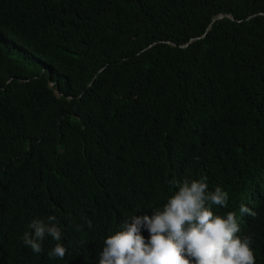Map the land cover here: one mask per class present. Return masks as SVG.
Masks as SVG:
<instances>
[{
  "label": "trees",
  "instance_id": "trees-1",
  "mask_svg": "<svg viewBox=\"0 0 264 264\" xmlns=\"http://www.w3.org/2000/svg\"><path fill=\"white\" fill-rule=\"evenodd\" d=\"M201 178L264 264V0H0V264H99ZM51 215L63 259L23 243Z\"/></svg>",
  "mask_w": 264,
  "mask_h": 264
},
{
  "label": "clouds",
  "instance_id": "clouds-1",
  "mask_svg": "<svg viewBox=\"0 0 264 264\" xmlns=\"http://www.w3.org/2000/svg\"><path fill=\"white\" fill-rule=\"evenodd\" d=\"M169 183L178 191L163 210L155 208L151 217L133 215L125 220L122 230L105 239L99 264H256L250 247L252 237L237 235L241 229L235 212L221 217L209 207H227L226 191L219 186L208 191L205 178ZM239 211L255 216L245 205ZM58 225L55 215L48 216L47 221L32 220L28 228L34 233L23 234L24 245L40 254L44 240L51 237L57 243L48 255L63 259L67 249L59 243L63 232ZM143 229L150 234L147 242L141 234Z\"/></svg>",
  "mask_w": 264,
  "mask_h": 264
},
{
  "label": "water",
  "instance_id": "water-1",
  "mask_svg": "<svg viewBox=\"0 0 264 264\" xmlns=\"http://www.w3.org/2000/svg\"><path fill=\"white\" fill-rule=\"evenodd\" d=\"M229 16H230V15H229ZM225 17H226V15L218 16V17L214 20L213 24H214L215 22L219 21V20H222V19L225 18ZM231 17H232V16H231ZM232 18L234 19V17H232ZM211 28H212V27L209 28L208 32L211 30ZM206 36H207V34L204 35L203 38L206 37ZM200 39H201V38H195V39H193L190 43L186 44V45L183 46V47H189L190 44H192L193 42L198 41V40H200ZM51 88H53V85H51ZM55 94H56L57 96H59V91H58V89L55 90Z\"/></svg>",
  "mask_w": 264,
  "mask_h": 264
}]
</instances>
